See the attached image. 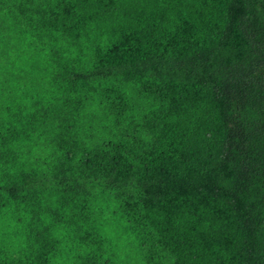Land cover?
Listing matches in <instances>:
<instances>
[{
	"label": "trees",
	"instance_id": "obj_1",
	"mask_svg": "<svg viewBox=\"0 0 264 264\" xmlns=\"http://www.w3.org/2000/svg\"><path fill=\"white\" fill-rule=\"evenodd\" d=\"M0 264H264V0H0Z\"/></svg>",
	"mask_w": 264,
	"mask_h": 264
}]
</instances>
